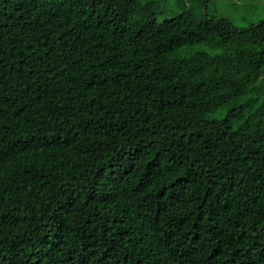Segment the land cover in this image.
<instances>
[{"label":"trees","instance_id":"1","mask_svg":"<svg viewBox=\"0 0 264 264\" xmlns=\"http://www.w3.org/2000/svg\"><path fill=\"white\" fill-rule=\"evenodd\" d=\"M161 1L0 0V264H264V17Z\"/></svg>","mask_w":264,"mask_h":264},{"label":"rangeland","instance_id":"2","mask_svg":"<svg viewBox=\"0 0 264 264\" xmlns=\"http://www.w3.org/2000/svg\"><path fill=\"white\" fill-rule=\"evenodd\" d=\"M50 1V0H47ZM161 6L166 16H172L192 7L199 17H227L234 26L247 27L264 17V0H207L205 6L199 12V0H162ZM162 15L159 14V19ZM194 49L214 51L210 45L198 43Z\"/></svg>","mask_w":264,"mask_h":264}]
</instances>
